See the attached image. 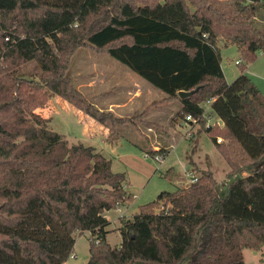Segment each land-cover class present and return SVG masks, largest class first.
<instances>
[{
	"label": "trees",
	"instance_id": "1",
	"mask_svg": "<svg viewBox=\"0 0 264 264\" xmlns=\"http://www.w3.org/2000/svg\"><path fill=\"white\" fill-rule=\"evenodd\" d=\"M261 9L264 0H0V264H62L85 230L84 264H246L243 248L264 245V95L245 72L264 49ZM220 37L237 44L240 73L230 82ZM79 47L110 54L165 92L148 107L177 100L174 117L196 118L229 166L225 180L202 169L120 217L119 244L106 237L104 212L132 197L124 172L29 118L54 92L110 121V131L137 119L98 108L73 84L67 70ZM30 60L38 79L15 72ZM211 113L222 124H206Z\"/></svg>",
	"mask_w": 264,
	"mask_h": 264
},
{
	"label": "rangeland",
	"instance_id": "2",
	"mask_svg": "<svg viewBox=\"0 0 264 264\" xmlns=\"http://www.w3.org/2000/svg\"><path fill=\"white\" fill-rule=\"evenodd\" d=\"M216 1L225 2V0ZM217 46L226 75L225 79L232 81L240 72V66L235 62V59L239 58L236 43L225 42L220 37ZM247 66L248 75L264 95V49L259 50L257 57ZM125 68L129 67L106 52L95 51L90 47H79L71 57L67 74L75 86L81 85L79 89L98 108L107 110L109 108H104L107 104L101 102L102 97L114 98L112 95H120L124 86L132 84L133 80ZM15 72L38 79L41 69L35 60H30L19 65ZM87 79L94 81V89L85 85ZM1 80L9 83L10 77L8 74H3ZM94 93L97 96H94ZM165 95L161 89L156 91L152 89L144 96L150 101L147 105H145L146 100L131 102L126 109L120 112L122 115H118L110 109L117 116L139 115L134 122L115 124L111 131L109 130L112 124L110 121L102 123L93 119L54 92H50L46 105L29 113V118L36 124L61 133L68 144L83 142L94 146L96 150L111 159L113 170L124 172V184L128 192L132 193V197L120 204L119 210H107L110 223L106 226V237L112 244H119L121 241L117 227L120 217L137 212L138 205L154 199L162 190H174L183 186L182 182L183 179H186L184 172L189 155L194 164L196 162V165H190L188 168L192 174L197 176L203 168L210 169L211 167L217 180L222 181L226 178L224 171L228 168L226 162L216 149L211 137L200 129L199 123L195 125L194 130H187L188 124L179 125L178 130L169 129L173 135L168 137L169 123L175 125L180 120L174 117L175 111L173 116L168 118V108L175 110L178 106L177 101L159 102L148 107L152 101L159 100ZM204 108L206 113L211 111V108L209 109L205 105ZM210 118L211 121H215L218 117L211 113ZM149 126L152 129H149ZM169 143L171 144L169 145ZM153 145L159 147L162 145L167 150L170 148V152L163 161H158L150 154L145 155V152H149L150 149L157 148H152ZM198 151L199 157L197 156ZM169 167L172 168L171 172L165 175ZM236 176L237 173L230 176L229 179ZM120 212L121 215H118ZM88 235L89 231L75 235V257L68 258L62 264H84L87 261L89 257ZM243 252L246 264H264V245L260 249L244 247Z\"/></svg>",
	"mask_w": 264,
	"mask_h": 264
},
{
	"label": "crops",
	"instance_id": "3",
	"mask_svg": "<svg viewBox=\"0 0 264 264\" xmlns=\"http://www.w3.org/2000/svg\"><path fill=\"white\" fill-rule=\"evenodd\" d=\"M257 21L259 22V23H261V24H264V9H261L258 13H257ZM225 42H230V41H227V40H224ZM236 46H237V44H236ZM237 59V58H236ZM220 66H221V68H222V71H223V73H224V69H223V65H222V63H221V59H220ZM249 66V65H248ZM248 66L246 67V69H245V72L247 73V70H248ZM122 67V66H121ZM123 68V67H122ZM127 71V74L130 76V78L133 80L132 81V84L131 85H127V86H124L123 88H122V93L120 94V95H118V96H116V95H112L114 98H110V96H106V97H102V100H101V102H103V103H105V104H107V106L106 107H104V108H109V109H112L115 113H117L118 115L120 114V115H122V113H120L122 110H124V109H126L129 105H130V103L131 102H141L142 100H146V103H145V105H147V103H149L150 101H148L149 99H147V98H144V96L145 95H147V92L148 91H150V90H152V89H154L155 91L157 90V89H159V88H157L156 86H154L153 84H151L149 81H146V80H144L143 78H142V76L140 75V74H138L136 71H134V70H132L131 68H125ZM240 73V72H239ZM239 73H237V75L239 74ZM248 74V73H247ZM236 75V76H237ZM224 76H225V78H226V75H225V73H224ZM235 76V77H236ZM91 81H89V79H87V81L85 82V85L86 86H88V87H90V88H92V89H94L93 88V83H94V81L92 80V79H90ZM139 81H141L140 83H139V85H137L138 84V82ZM254 81V80H253ZM228 82H230V81H228ZM78 89L81 87V85L80 84H77V86H76ZM80 90V89H79ZM164 92V91H163ZM94 96H97V94H93ZM122 95V96H121ZM177 101V100H176ZM171 102H173V100L172 101H170V102H168V103H171ZM177 103H178V106H179V102L177 101ZM210 104H211V100H209V101H206V102H204L203 103V106L205 105V106H207V108H209L210 109ZM178 106H176V108H175V110H173V109H169L168 108V118H171L172 116H173V112L174 111H176L177 110V108H178ZM206 112V111H205ZM216 122H218L219 124H222V121L219 119V118H217V120H216ZM213 123V122H212ZM182 124H188V128H187V130H190V129H192V130H194L195 129V125H197V123L195 122V123H193L192 121H190V120H178V122H176L175 123V125H172L171 123H169V126H168V137L170 136V135H173V134H171V132H170V130H174V129H176V130H178L179 129V125H182ZM149 129H152V127L151 126H149ZM170 129V130H169ZM167 133V132H166ZM201 134V133H200ZM171 143H169V145H170ZM153 147H159V146H156V145H153L152 146V148ZM160 147H164V146H160ZM199 148H200V146H199ZM170 152V148H168V153ZM167 153V154H168ZM205 155H207V154H205ZM197 156L199 157L200 156V154H199V151L197 152ZM208 156V155H207ZM189 158H188V163H186L187 164V167H186V169H188L189 167H190V165H196V162H195V164H194V162L190 159V155L188 156ZM226 162V161H225ZM210 163H211V160H210ZM226 165H227V169H225L224 171H225V173L229 170V166H228V164H227V162H226ZM204 169V168H203ZM210 169H211V167H210ZM185 170V169H184ZM212 170V169H211ZM213 172V171H212ZM247 172L246 171H242V172H240V173H237V174H246ZM185 175V174H184ZM186 176V179H183V182L182 183H184L183 184V186H186L188 183H189V177L187 176V175H185ZM232 176V175H231ZM230 178V177H229ZM188 181V182H187ZM127 201V200H126ZM119 210L120 208L119 207H117V208H112V210ZM109 210H111V209H109ZM108 210V211H109ZM108 211L106 210L105 212H104V214H105V216L108 218V215H107V213H108ZM118 215H121V212L118 214ZM109 219V218H108ZM110 220V219H109ZM119 225H120V223H119ZM118 225V226H119ZM117 226V227H118ZM83 232H87L88 233V231L87 230H85V231H83ZM77 234H81V233H79V232H77L75 235H77ZM75 241H76V239H75ZM75 244V243H74ZM112 244V243H111ZM75 246H74V250H73V252H72V254L68 257V258H71L72 256H74L75 257ZM244 253V252H243Z\"/></svg>",
	"mask_w": 264,
	"mask_h": 264
},
{
	"label": "built area",
	"instance_id": "4",
	"mask_svg": "<svg viewBox=\"0 0 264 264\" xmlns=\"http://www.w3.org/2000/svg\"><path fill=\"white\" fill-rule=\"evenodd\" d=\"M239 60H240V58H237V59H235V62L237 63ZM210 119H211L210 117L207 118L206 124H209V123L216 121V120L211 121ZM185 120L186 121L190 120L192 122L197 123V119L192 117L190 114L186 115ZM221 140H222L221 137H217V141H221ZM145 155H149V154L147 152H145ZM153 157L156 158L158 161H163V159H164V156H162L160 154H155ZM184 173H185V175H187L189 177V182H193L197 179L196 175L192 174V172L188 171V169H186Z\"/></svg>",
	"mask_w": 264,
	"mask_h": 264
},
{
	"label": "water",
	"instance_id": "5",
	"mask_svg": "<svg viewBox=\"0 0 264 264\" xmlns=\"http://www.w3.org/2000/svg\"><path fill=\"white\" fill-rule=\"evenodd\" d=\"M195 89H197V87H195V88H193V89H190V90H183V89H181V90L178 91V94H179L180 96H184V95H187V94L191 93V92L194 91Z\"/></svg>",
	"mask_w": 264,
	"mask_h": 264
}]
</instances>
